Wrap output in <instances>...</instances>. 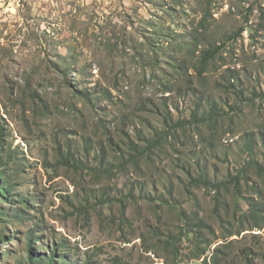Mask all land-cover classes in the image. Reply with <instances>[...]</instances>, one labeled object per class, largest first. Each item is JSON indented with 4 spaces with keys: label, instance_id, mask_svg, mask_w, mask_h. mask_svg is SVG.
Here are the masks:
<instances>
[{
    "label": "rangeland",
    "instance_id": "obj_1",
    "mask_svg": "<svg viewBox=\"0 0 264 264\" xmlns=\"http://www.w3.org/2000/svg\"><path fill=\"white\" fill-rule=\"evenodd\" d=\"M2 184L0 264H264V0H0Z\"/></svg>",
    "mask_w": 264,
    "mask_h": 264
},
{
    "label": "trees",
    "instance_id": "obj_2",
    "mask_svg": "<svg viewBox=\"0 0 264 264\" xmlns=\"http://www.w3.org/2000/svg\"><path fill=\"white\" fill-rule=\"evenodd\" d=\"M216 53H217L216 51H213L212 53L204 54V55L202 56V63H201V64L203 65V68L199 70L200 75H203V71H204L206 65L208 64V62H209L211 59H213V58L215 57V54H216ZM194 183H195V184L203 183L204 186H209V187H211L208 183H206L205 180H202V179L194 180ZM212 188H213V187H212ZM9 191H10V190L7 189V188L5 187L4 184L0 185V202H1V201H3V202H7V203L10 202V198H9V194H10V192H9ZM249 205H250V207L253 209V211L255 212L254 214L257 215V214L259 213V210H260V209L258 208V206H256V205L254 204V201H250V202H249ZM2 215L4 216L5 214L3 213ZM255 215H253V216L249 215L247 218H242V219H241V224L250 222L251 217H252L253 219H256ZM251 221H252V220H251ZM56 252H57V251H54V253L50 254V257H51V262H50V264H52V263H54V261H56V260H55V259H56ZM204 256H205L204 253H201L197 258L200 259V258H202V257H204ZM31 260H34V257H33V256L31 257ZM37 263H41V261H38Z\"/></svg>",
    "mask_w": 264,
    "mask_h": 264
},
{
    "label": "clouds",
    "instance_id": "obj_3",
    "mask_svg": "<svg viewBox=\"0 0 264 264\" xmlns=\"http://www.w3.org/2000/svg\"><path fill=\"white\" fill-rule=\"evenodd\" d=\"M204 254H205V252H204ZM204 257H205V256H204ZM202 258H203V257H202ZM202 258H201V259H202Z\"/></svg>",
    "mask_w": 264,
    "mask_h": 264
}]
</instances>
